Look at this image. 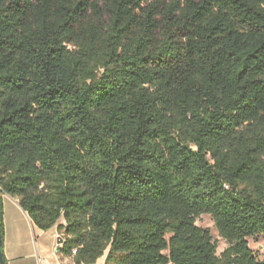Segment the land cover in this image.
Masks as SVG:
<instances>
[{"label":"trees","instance_id":"trees-1","mask_svg":"<svg viewBox=\"0 0 264 264\" xmlns=\"http://www.w3.org/2000/svg\"><path fill=\"white\" fill-rule=\"evenodd\" d=\"M3 195L74 264H264V0H0L1 246Z\"/></svg>","mask_w":264,"mask_h":264},{"label":"crops","instance_id":"crops-1","mask_svg":"<svg viewBox=\"0 0 264 264\" xmlns=\"http://www.w3.org/2000/svg\"><path fill=\"white\" fill-rule=\"evenodd\" d=\"M1 202L4 264H74L58 254L55 228L40 231L14 198L3 195Z\"/></svg>","mask_w":264,"mask_h":264},{"label":"rangeland","instance_id":"rangeland-1","mask_svg":"<svg viewBox=\"0 0 264 264\" xmlns=\"http://www.w3.org/2000/svg\"><path fill=\"white\" fill-rule=\"evenodd\" d=\"M196 226L209 230L213 241L216 242L217 250L216 254L219 256L227 247L228 243L219 237L215 227L213 220L209 215L203 214L199 218H197L195 222ZM61 239V236H59L58 240ZM248 246L252 250L253 254L256 256L258 261H262L264 259V239L261 236L255 237V238H248L247 239ZM107 255V251L104 252L103 258L97 261L99 264H104L105 257Z\"/></svg>","mask_w":264,"mask_h":264},{"label":"water","instance_id":"water-1","mask_svg":"<svg viewBox=\"0 0 264 264\" xmlns=\"http://www.w3.org/2000/svg\"><path fill=\"white\" fill-rule=\"evenodd\" d=\"M58 248L57 250L61 247V239H59L58 241ZM0 264H4V258H3V253H2V246H1V237H0Z\"/></svg>","mask_w":264,"mask_h":264},{"label":"built area","instance_id":"built-area-1","mask_svg":"<svg viewBox=\"0 0 264 264\" xmlns=\"http://www.w3.org/2000/svg\"><path fill=\"white\" fill-rule=\"evenodd\" d=\"M58 238H59V235H58ZM76 251H72V255H75Z\"/></svg>","mask_w":264,"mask_h":264}]
</instances>
